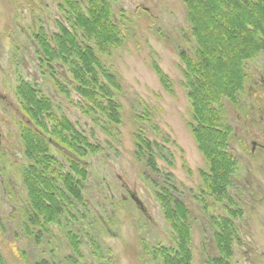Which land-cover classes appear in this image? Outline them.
I'll list each match as a JSON object with an SVG mask.
<instances>
[{"label": "rangeland", "instance_id": "obj_1", "mask_svg": "<svg viewBox=\"0 0 264 264\" xmlns=\"http://www.w3.org/2000/svg\"><path fill=\"white\" fill-rule=\"evenodd\" d=\"M76 1L86 13L85 0ZM108 1L119 43L101 51L93 35L87 37L85 28H76L63 0H0L3 264H163L160 249L175 248L177 239L157 196L164 185L172 187V195L189 211L191 264H212L219 257L214 234L222 228L211 220L224 218L233 231L228 253H221L227 256L225 263L264 264L263 18L255 26L254 54L239 61L243 71L240 90L233 99H217L222 104L221 122L230 129L225 149L236 161L227 193L217 200L203 183L201 174L209 173L210 166L192 128L196 121L187 83L192 77L187 78L188 69L179 55L182 50L195 54L192 25L203 26L206 16L199 13L194 21L189 18L186 0ZM59 24L78 43L84 40L111 75L114 84L104 76L99 78L112 93L119 122L109 120L78 92L70 63L73 57L50 66L40 56L36 34L40 30L43 35L59 34ZM27 88L36 97H47L50 112L58 119L65 117L93 145L82 157L85 176L75 174L81 183L82 202L71 199L60 219L49 221L45 229L26 216L29 201L22 174L32 162L25 155L22 128H39L26 110L23 95ZM43 116L51 130L53 118L45 111ZM138 137L158 144L152 153L158 172L146 167L137 151ZM49 154L61 165V176L71 173L60 150L50 145ZM130 193L142 203L143 213ZM70 233L77 238V248Z\"/></svg>", "mask_w": 264, "mask_h": 264}, {"label": "trees", "instance_id": "obj_2", "mask_svg": "<svg viewBox=\"0 0 264 264\" xmlns=\"http://www.w3.org/2000/svg\"><path fill=\"white\" fill-rule=\"evenodd\" d=\"M63 1L67 12L75 19L76 28H85L87 37L93 35L101 51L119 43L115 25L111 24L113 22L108 0H85L86 13L80 9L76 0ZM258 2L251 0H186L189 18H193L194 21L196 16H200L199 13L203 17L206 16V23L203 26L192 23V31L197 41L195 54L182 50L179 55L188 69L185 71L187 78L192 77V80L187 82L193 117L196 121L192 128L198 136L199 149L204 153L210 166L209 173L201 174L203 183L209 189L210 195L217 200L226 195V187L231 182L232 170L236 163L225 149L230 129L229 125L221 122L223 110L220 100L223 96L233 99V95H237L243 81V71L239 61L254 54L253 49L257 46L256 36H254L257 31L255 26L262 18L264 22V4L262 2L260 6L257 5ZM256 8H259L258 12L255 11ZM59 25V34L43 35L41 30V33L36 34L40 45V56H43L50 66L53 63L57 64L58 60L68 62L73 57L70 63L75 69L72 72L78 83V92L84 94L109 120L119 122L117 105L112 99V93L99 78V76H104L108 82L114 84L111 75L84 40L78 43L75 35L61 24ZM74 33H77L76 29ZM52 41L54 46L51 45ZM78 66H82L81 70ZM156 69L159 71L157 67ZM159 73L163 86L167 87L164 75L160 71ZM216 83L222 89H219ZM23 96L27 112L32 120L36 121L35 124H39L38 129L22 128L25 155L32 162L23 169L22 174L23 186L27 190L29 201L26 216L30 223L43 226L42 228L45 229L49 221L60 219L71 199L82 202L81 183L75 179V174L85 176L83 167L85 161L82 157L84 150H92L93 145L78 133L65 117L58 119L50 112L51 106L47 97H36L30 88L26 89ZM218 98L220 100H217ZM215 102H219L217 106ZM44 111L47 117L53 118L54 125L51 130L47 129L44 123ZM54 136L61 142L56 141ZM138 138L141 140L137 151L143 157L146 167L151 172H158L152 156L153 146H158V144H151L143 137ZM50 145L60 150L64 158H67L72 169L71 173L64 176L58 173L61 165L56 163L53 156H50ZM218 147L221 148L218 150ZM53 164L58 166L57 169ZM166 180V183L170 182V179L166 178ZM58 181L60 186L57 185ZM167 187L164 185L157 196L177 239L175 238V248H162L160 255L163 264H191L188 247L190 240L189 211L181 200L172 195V187L170 188L169 185ZM211 224L222 228L221 232L217 229L214 234L216 244L219 246L217 250L219 257L215 258L212 264H226L227 256L221 253L224 251L228 253L233 232L232 224L229 219L225 218L212 219ZM69 235L72 245L77 248L76 236L72 233ZM0 264H3L1 257Z\"/></svg>", "mask_w": 264, "mask_h": 264}, {"label": "water", "instance_id": "obj_3", "mask_svg": "<svg viewBox=\"0 0 264 264\" xmlns=\"http://www.w3.org/2000/svg\"><path fill=\"white\" fill-rule=\"evenodd\" d=\"M131 197L135 201V203L137 204L138 208H140L144 212V207H143L142 203L139 201V199L135 196H131Z\"/></svg>", "mask_w": 264, "mask_h": 264}, {"label": "flooded vegetation", "instance_id": "obj_4", "mask_svg": "<svg viewBox=\"0 0 264 264\" xmlns=\"http://www.w3.org/2000/svg\"><path fill=\"white\" fill-rule=\"evenodd\" d=\"M126 190H127V188H126ZM131 196H135V197H137L135 194H133V193H130L129 194V197H130V199H132V197ZM132 201L135 203V201L132 199ZM136 204V203H135ZM137 205V204H136ZM138 207V206H137ZM140 209V208H139ZM141 210V209H140ZM142 211V210H141ZM142 213H143V211H142Z\"/></svg>", "mask_w": 264, "mask_h": 264}]
</instances>
